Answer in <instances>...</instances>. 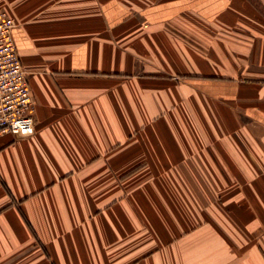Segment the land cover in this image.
Here are the masks:
<instances>
[{
	"label": "crops",
	"instance_id": "0c3cea01",
	"mask_svg": "<svg viewBox=\"0 0 264 264\" xmlns=\"http://www.w3.org/2000/svg\"><path fill=\"white\" fill-rule=\"evenodd\" d=\"M0 11L36 104L0 138V264H264V0Z\"/></svg>",
	"mask_w": 264,
	"mask_h": 264
},
{
	"label": "built area",
	"instance_id": "2783aa9c",
	"mask_svg": "<svg viewBox=\"0 0 264 264\" xmlns=\"http://www.w3.org/2000/svg\"><path fill=\"white\" fill-rule=\"evenodd\" d=\"M15 28V20L0 11V138H26L36 133V104L29 72L14 39Z\"/></svg>",
	"mask_w": 264,
	"mask_h": 264
},
{
	"label": "rangeland",
	"instance_id": "374dc122",
	"mask_svg": "<svg viewBox=\"0 0 264 264\" xmlns=\"http://www.w3.org/2000/svg\"><path fill=\"white\" fill-rule=\"evenodd\" d=\"M242 199H237V202L238 203H242L244 201V198H243V194L242 195H239ZM237 212V218H240V223H242L243 225L241 226V228L247 233V208L245 209H237L236 210ZM245 239V237H242ZM247 247V245L245 246V248ZM247 250V249H246Z\"/></svg>",
	"mask_w": 264,
	"mask_h": 264
}]
</instances>
